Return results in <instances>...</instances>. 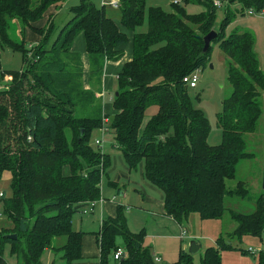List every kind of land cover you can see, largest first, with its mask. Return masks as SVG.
Masks as SVG:
<instances>
[{"label":"trees","instance_id":"16d2710c","mask_svg":"<svg viewBox=\"0 0 264 264\" xmlns=\"http://www.w3.org/2000/svg\"><path fill=\"white\" fill-rule=\"evenodd\" d=\"M67 1L0 0V86L5 87L0 90V181L6 172L11 174V196L3 194L0 208L2 217L14 225L0 229V264H8L4 256L8 247L18 264H45L49 251H62L68 264L82 260L85 233L73 229V217L101 201L103 182L115 185L109 179L111 156L93 146V134L102 129L114 137L112 148L121 153L129 171L142 164L145 180L164 196L166 216L179 225L192 215L203 221L222 220L226 198H250L244 182L234 189L227 183L236 180L241 162L254 159L247 152L245 135L258 131L264 72L255 34L236 32L228 38L225 30L238 13L232 5L258 12L264 9V0H230L207 53L204 38L216 31L214 0L183 1L204 7L199 15H189L180 2L169 13L151 8L147 33H137L146 21L147 0H119V22L107 14L106 6L98 8L83 0L51 43L54 11ZM50 10L48 24L36 27ZM13 22L19 24V40L10 36ZM28 30L39 37L37 43L26 42ZM81 35L90 79H97L100 86L106 63L119 62L130 53L131 60L118 74L111 115L101 108L97 117L77 116L79 110L97 109L99 100L94 91L85 89L83 63L73 51ZM213 44L229 60L233 90L218 115L223 131L219 146L209 145L211 124L194 108L184 83L207 67ZM6 48L22 53V72L2 70L1 52ZM7 78L12 81L5 82ZM152 107L158 108L157 114L143 127ZM256 205L257 211L248 216L229 211L235 224L231 239L262 237L264 192ZM10 235L17 239L9 240ZM63 238L65 244L58 247ZM145 239V230L129 229L126 208L118 206L115 217L105 218L97 234L99 264H159ZM119 248L125 254L116 261ZM232 248L221 237L216 248L205 251L200 264H223L221 252ZM172 264H194L193 255L181 251ZM258 264H264V252Z\"/></svg>","mask_w":264,"mask_h":264},{"label":"rangeland","instance_id":"374dc122","mask_svg":"<svg viewBox=\"0 0 264 264\" xmlns=\"http://www.w3.org/2000/svg\"><path fill=\"white\" fill-rule=\"evenodd\" d=\"M83 0H68L57 12H55L53 20L55 24V32L52 36L51 43H53L59 35V32L74 18L73 8L82 4ZM93 5L98 8H102L104 4L106 6L107 14L117 22L121 19V12L119 9L112 7L110 5V0H89ZM119 3V0H117ZM184 0H147V15L144 25L137 30V33H147L148 31V12L151 8H161L165 12H172L173 5L176 2H180V5L185 8L189 15H199L205 11L204 7L189 4L184 5ZM227 1L229 4L230 0H221ZM38 0H33L34 4H37ZM226 9L218 8L217 10V20L215 24V32H218L220 25L225 19ZM233 12H238L235 20L231 23L225 30V36L230 37L234 33H244L251 32L256 35V46L255 51L259 57L261 69L264 72V16H250V9L244 8L242 5L236 3L231 6ZM50 10L47 15L50 14ZM44 17V19H46ZM43 19V20H44ZM42 20V21H43ZM41 21V22H42ZM39 22V23H41ZM37 23V24H39ZM31 32V31H30ZM28 32L26 40L31 43L33 37ZM17 33L15 30L14 24H11L10 36L13 39H17ZM83 43V41H82ZM83 45V46H82ZM79 43V49L84 50L85 44ZM214 45V44H213ZM76 47V43H75ZM83 53V52H82ZM228 63L229 60L220 48L219 45H214V49L211 54L210 61L207 67L202 71H199V82L197 88L189 89V95L193 106L195 109L202 111L211 124V132L208 138V143L211 146H219L223 142V131L218 122V115L223 112V102L231 95L232 86L228 80ZM24 57L22 53L16 52L12 49L6 48L1 52V67L4 72L14 73L22 72L24 69ZM84 70V68H83ZM90 77V75H89ZM12 80L7 78L5 82L10 83ZM92 81L97 82V79H92ZM90 82V81H89ZM83 84L85 82L83 79ZM87 87V86H86ZM118 88L117 79H114L112 82L111 93L105 94L104 100H98L95 104L96 108H91L86 110H79L77 113L78 117H97L99 110L103 109L105 105L106 111L105 114H112V103L115 99ZM259 103L262 107V117L259 122L258 131L255 134L245 135V140L247 143V152L253 154L254 159L246 160L240 163L237 171V178L234 181H228V188L234 189L239 181L246 184V188L250 190V198H226L225 200V209L227 213L225 214L222 220H209L203 221L199 215H192L188 222L185 223L184 229L186 230V235L183 240L181 237V229L174 222L165 219H159L152 217L151 214L140 212V195L135 193V190L141 192V189H138L133 186L131 182H124L122 184L126 185V190L129 192L130 199L123 202V198L117 196V192L110 189L106 185V182L102 186V198L105 200H114L116 194L117 201L120 200L122 204L126 207L129 206L132 209L131 214H126L127 222L129 223V229L134 231V233H139L142 230L146 231L145 245L147 247H152L155 250V246H159L162 249V261L159 264H172L176 263L179 259V254L181 251L190 253V250L193 245L197 244L200 246L199 252L193 255L194 264H200L201 258L203 257L205 251L210 247H217L218 241L221 237H224L227 243L232 244V249L222 251V261L223 264H258L261 254L264 252V233L261 238L245 236L241 242L236 239H231V233L235 229V224L231 221L229 211L235 212L236 214L248 216L252 215L257 211L256 200L264 192L263 189V177H264V93H261L259 98ZM157 107L150 108L145 116L143 127L147 122L157 114ZM112 121V118H109V123ZM101 134L103 132L100 131ZM103 138V139H102ZM93 139H99L103 142L101 147L102 151L112 150L111 138L102 137L100 134L95 132L93 134ZM110 140V141H108ZM114 140V139H113ZM94 146V142H93ZM119 153V157H112L116 161V165L119 172H126L128 170L126 163ZM142 164L138 167L136 171H132L133 176L136 180L141 179ZM129 171V170H128ZM145 180V179H144ZM145 182L158 192L161 191L153 187L146 180ZM106 190V193L104 192ZM0 193H6V196H11V174L5 173L2 180L0 181ZM110 196L111 198H109ZM0 214L2 210L0 208ZM87 214H90V209L87 208ZM84 215V214H82ZM76 214L73 217V220H80L83 218L86 221L88 218L91 219V223L88 221L85 226L79 231H84L87 233L86 237H92L93 233L99 231L100 220L98 217H94L92 214L82 216ZM158 215V214H156ZM13 223L2 217L0 219V229L11 228ZM76 229L77 225L75 226ZM73 226V229L77 231ZM85 233V234H86ZM159 238V239H158ZM57 246H63L65 244V238L59 239L57 241ZM120 246H122L121 240H119ZM253 253H249V251ZM248 252V254L246 253ZM58 256H51L48 253L44 257V262L52 258L53 264H68L64 259V254L60 251ZM5 260L8 264H18L15 256L11 255V249L8 247L5 251ZM93 262V260H90ZM77 264V263H74ZM93 264H99V260L95 259Z\"/></svg>","mask_w":264,"mask_h":264},{"label":"crops","instance_id":"0c3cea01","mask_svg":"<svg viewBox=\"0 0 264 264\" xmlns=\"http://www.w3.org/2000/svg\"><path fill=\"white\" fill-rule=\"evenodd\" d=\"M52 12L53 11H51V13ZM55 12L56 11H54V13ZM49 20H50L49 17H47L41 23L37 24L36 27L44 28L48 24ZM13 24L16 28L17 38L21 39L18 22H13ZM28 32H30V31L28 30L27 33ZM27 33H26V37H27ZM30 33H32L29 35H31L33 37V39L31 40V43H29V44L37 43L39 41V37L36 34H34L32 31ZM82 41L84 43L83 36L81 35L76 39V41H75L76 47H75V43H74L73 51L81 57V61L83 63L85 89L94 91L95 94L97 95V97L99 98V100H104L105 94L112 92V90H111L112 82L114 79L118 78V74L121 72L123 65L131 60L130 53L128 52L125 55V57L122 60H120L119 62H109L108 61L106 63L104 76H103V79L101 82L102 84L100 86L99 82H94L89 77V75H90L89 56L86 52L85 47H84L85 51H82V49H79V43L82 45L83 44ZM26 42H27V40H26ZM106 108L107 107H105V105H103L104 112L106 111ZM107 111H108V108H107ZM112 112H113V108H112ZM97 133L100 134L102 137L106 136V137L111 138V141L113 143L114 137L112 135H110L109 133L101 134L100 131H97ZM95 140L96 139H93V142H95ZM108 141H110V140H108ZM103 152L105 154L110 155L111 158L112 157L113 158L119 157V153L114 148H112V150H110V151L105 150ZM113 158H112V167L109 171V179L115 185H111L109 183V181H105L106 185H104L103 188L105 186H108L110 189L113 190V192L115 190L117 192V196L123 198L122 199L123 202L124 201L126 202L127 199H130L129 192L126 190V185L122 186V184L124 182H131L134 187L141 189V192L135 190V193H138L140 195V200L138 203L140 205V212H145V213L151 214L152 217L159 218L161 220L162 219L170 220L176 224L177 222H175L172 218H169L166 216V212L164 209V196H163V194H159L158 192H155V190L153 188H151L145 182V180H144L145 178L143 175V168L141 171V179L136 180V178L132 174V171H128L126 169V172H119L117 165L115 164L116 161ZM104 192L106 193V190ZM160 193H162V192H160ZM108 197L111 198L110 196H108ZM113 199L114 200L110 201L108 199L105 200L102 198L101 201L97 203L96 207L90 212V214H92L94 217H98V220H100V222H101L100 226H99V231L101 230L104 219L107 217L114 218L116 215L117 207L118 206H124L122 204V202H120V200L117 201L118 198H116V194H115ZM125 208H126V214H131L132 209L129 206H126ZM79 214L82 215L83 213H79ZM90 214H84V215H90ZM156 214H158V215H156ZM84 215H82V216H84ZM88 221L91 223V219H89V218L86 221H84L83 218L80 220H75V221L73 220V226L75 228V226L77 225L78 229H76V228L75 229L77 231H79L80 229H82L85 226V224H87ZM177 225L179 226L180 229H184L183 225H179L178 223H177ZM99 231L92 234L93 238L86 237L87 233L82 231V232L86 233L85 237H84V241H83V255H82L83 258L81 261L77 262V264H93L95 262V259H97V261L99 260V257H100L99 252L100 251H99V245H98V241H97V234L99 233ZM132 232H134V231H132ZM181 240H183V239H181ZM145 246L147 247V245H145ZM150 249L152 250L153 254L156 256V258L159 259L160 261H162V256H163L162 249L159 246H155V250H153L152 247H150ZM48 254L51 256H54V255L58 256L57 255L58 253L55 254V253L50 252V251L48 252ZM90 260H93V262H91ZM45 264H53L52 258L50 260H48Z\"/></svg>","mask_w":264,"mask_h":264},{"label":"built area","instance_id":"2783aa9c","mask_svg":"<svg viewBox=\"0 0 264 264\" xmlns=\"http://www.w3.org/2000/svg\"><path fill=\"white\" fill-rule=\"evenodd\" d=\"M105 1V0H104ZM110 5L112 7H115L116 9L119 8V3L117 0H110ZM179 2H176L175 4H177ZM213 4H214V7L215 8H224V7H227V1H221V0H214L213 1ZM104 6H107V4H104ZM249 15L250 16H257V15H263L264 16V9L262 10H259L258 12H256L255 10H251L249 11ZM198 82H199V71H196L194 74H192L191 76H188L184 79V83L189 87V88H192V89H195L197 88V85H198ZM5 87H1L0 86V90L1 89H4ZM108 121L105 120V123H107ZM101 132H103V134H106L108 133L106 129H102L100 130ZM31 140V139H29ZM94 146H97V147H102L103 146V142L99 139L95 140L94 142ZM3 194L4 193H0V199L3 197ZM97 205V202H93L91 203L87 208L90 209V212L96 207ZM87 208L85 209L84 213L83 214H87ZM2 218V215L0 214V219ZM186 235V230L185 229H181V239H184ZM250 253H253L251 250L249 251ZM125 254V250L124 248H119L117 250V252L115 253L114 255V259L116 261H120L121 258H123ZM159 259H157L158 261Z\"/></svg>","mask_w":264,"mask_h":264},{"label":"water","instance_id":"95a60500","mask_svg":"<svg viewBox=\"0 0 264 264\" xmlns=\"http://www.w3.org/2000/svg\"><path fill=\"white\" fill-rule=\"evenodd\" d=\"M218 34L215 31L210 32L205 38H204V49L203 52L207 53L212 45V42L217 38ZM263 189H264V177H263ZM9 240H16L17 236L16 235H10L8 236ZM200 246L199 245H193L190 254L194 255L197 252H199Z\"/></svg>","mask_w":264,"mask_h":264}]
</instances>
